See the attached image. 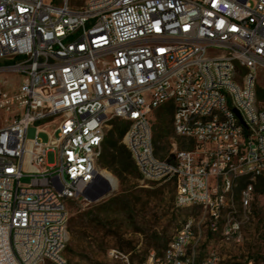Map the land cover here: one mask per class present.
Here are the masks:
<instances>
[{
    "label": "built area",
    "instance_id": "built-area-1",
    "mask_svg": "<svg viewBox=\"0 0 264 264\" xmlns=\"http://www.w3.org/2000/svg\"><path fill=\"white\" fill-rule=\"evenodd\" d=\"M0 60L21 77L3 102L18 111L0 128V264H67L68 204L103 190L115 119L128 123L122 141L144 180H172L177 206H203L212 232L241 239L235 216L220 225L221 208L246 178L248 210L264 177V0H0ZM166 104L188 144L174 141L167 159L150 118ZM200 237L188 218L139 264H221L215 248L198 260Z\"/></svg>",
    "mask_w": 264,
    "mask_h": 264
},
{
    "label": "rangeland",
    "instance_id": "rangeland-1",
    "mask_svg": "<svg viewBox=\"0 0 264 264\" xmlns=\"http://www.w3.org/2000/svg\"><path fill=\"white\" fill-rule=\"evenodd\" d=\"M256 1L251 0V3ZM4 64L6 61L0 60V128L8 124L18 111L16 106L8 109L3 102L13 97L21 83L19 74ZM259 83L264 86V70L260 71ZM150 118L154 147L159 157H171L174 141L178 142L179 148L188 147L184 139L175 135L173 123L161 132L157 109ZM111 128L112 124L106 127V134ZM156 132H161L163 136L155 141ZM27 135L28 138L36 137L35 125L29 128ZM40 138L48 141L49 135L41 133ZM121 145H124L123 141ZM56 160V153L50 152L47 162L55 163ZM100 167L111 172L118 185L116 188L110 186L97 201L85 198L69 201V240L64 251L67 264H126L124 256L132 264L143 263L152 251L161 254L188 218H193L201 229V237L195 246L200 262L209 249L215 248L220 254L221 264H247L250 260L253 264H264V193L257 190L259 178L255 182L256 192L248 210L240 205V193L247 180L236 181L229 192L228 204L221 208L220 225L229 215L235 216L241 221L242 237L239 241H225L220 232L210 229L208 209L201 205H176V186L172 180L149 181L143 179L138 169L119 175L113 169ZM29 181V178L22 180L24 183ZM104 202H108L106 206L97 207ZM112 249L124 256H111Z\"/></svg>",
    "mask_w": 264,
    "mask_h": 264
},
{
    "label": "trees",
    "instance_id": "trees-1",
    "mask_svg": "<svg viewBox=\"0 0 264 264\" xmlns=\"http://www.w3.org/2000/svg\"><path fill=\"white\" fill-rule=\"evenodd\" d=\"M6 64H11V62H6ZM263 89H260V93ZM174 107L171 104L163 105L157 108V118L159 119L161 132L165 127H169V124L173 123ZM112 128L105 135L103 142V150L101 156L98 160L99 165L113 169L119 175L123 172H128L130 170L135 171L137 169L131 155L125 145H121L123 137L127 131L128 123L124 120L115 119L111 122ZM161 132H156L155 141L163 136ZM105 151V152H104ZM155 153L158 154V150ZM248 181V179L244 178ZM260 186H257V190L264 193V177L259 178ZM108 202L100 204L104 207Z\"/></svg>",
    "mask_w": 264,
    "mask_h": 264
},
{
    "label": "bare ground",
    "instance_id": "bare-ground-1",
    "mask_svg": "<svg viewBox=\"0 0 264 264\" xmlns=\"http://www.w3.org/2000/svg\"><path fill=\"white\" fill-rule=\"evenodd\" d=\"M102 182H106L112 188H116L118 185L117 178L108 170L102 169L100 172Z\"/></svg>",
    "mask_w": 264,
    "mask_h": 264
},
{
    "label": "water",
    "instance_id": "water-1",
    "mask_svg": "<svg viewBox=\"0 0 264 264\" xmlns=\"http://www.w3.org/2000/svg\"><path fill=\"white\" fill-rule=\"evenodd\" d=\"M109 189H110V186H109L106 182H104V188H103V190H102L101 192H99V193H97V194H95V195H90V196H88L87 198H88L90 201H97V200H99L100 197H101L102 195H104Z\"/></svg>",
    "mask_w": 264,
    "mask_h": 264
}]
</instances>
